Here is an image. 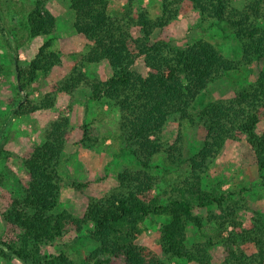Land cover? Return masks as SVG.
Instances as JSON below:
<instances>
[{
	"label": "trees",
	"instance_id": "trees-1",
	"mask_svg": "<svg viewBox=\"0 0 264 264\" xmlns=\"http://www.w3.org/2000/svg\"><path fill=\"white\" fill-rule=\"evenodd\" d=\"M162 11L153 17L149 10L135 11L131 5L116 16L110 14L106 0H69L74 12V29L84 36L89 47L71 73L54 86L52 94L18 105L15 116H24L54 107L56 94L74 96L81 87L90 90L93 101L106 100L120 113L118 139L138 161L140 169L125 166L117 176L118 184L101 199L91 198L83 217L68 210L58 212L62 190L66 185L60 169L62 157L71 140V124L59 117L44 134V142L25 151L22 157L27 178L23 196L14 199L3 214L6 230L0 235V259L21 264H75L60 251L46 254L43 248L75 233L96 244L87 257L93 264H168L186 260L196 264H264V224L259 217L252 227L239 218L241 208L225 191H207L202 178L229 140L246 139L264 171V72L257 81L241 88L233 98L207 105L198 115L205 132L202 148L185 163L183 180L174 186L167 202L155 194L156 177L151 162L165 154L171 164L182 157L179 142L168 146L162 135L172 120L195 124L190 109L210 84L225 74L238 71L255 60L264 59V0H161ZM199 12L203 22L226 23L240 41L242 57L226 58L211 43L199 40L185 49H175L156 32L167 28L186 9ZM57 19L38 0L27 18L30 38L52 35ZM47 40L29 64H23L15 52L14 66L18 90L25 92L40 74L48 75L61 64L58 53ZM143 60L148 72L134 68ZM108 62L114 74L109 79L89 80L86 65ZM0 71L2 64L0 60ZM8 122V121H7ZM98 136L87 124L81 143L91 147ZM73 187H86L72 183ZM216 208L208 223L216 229L224 259L214 263L213 239L188 245V227L198 231L205 219L196 209ZM151 217H166L162 225L160 258L138 244L143 224Z\"/></svg>",
	"mask_w": 264,
	"mask_h": 264
},
{
	"label": "rangeland",
	"instance_id": "rangeland-1",
	"mask_svg": "<svg viewBox=\"0 0 264 264\" xmlns=\"http://www.w3.org/2000/svg\"><path fill=\"white\" fill-rule=\"evenodd\" d=\"M38 0H0V235H4L6 223L3 214L7 212L12 200L23 196L22 185L27 178V170L22 157L26 150L44 142L48 127L59 117H67L71 124V140L62 157L60 174L66 185L57 211L68 210L77 217H83L91 198L101 199L117 184L118 173L125 167L140 169L138 161L125 149L118 139L120 113L106 100L93 101L90 90L81 87L72 97L58 93L55 105L50 110L37 111L24 116H15L19 104L35 102L52 94L54 86L65 79L72 69L80 63L89 50L84 36L74 29V12L69 0H43L46 8L57 19L55 32L50 36L30 38L26 25L27 18ZM110 14L122 13L131 5L135 11L141 8L149 10L153 17L162 11L161 0H106ZM158 39H164L175 49H185L199 40L211 43L226 58L239 60L242 57L240 41L226 23L203 22L198 11L186 8L167 28L157 31ZM52 40V50L60 55L61 64L48 75L40 74L25 92L18 90V81L14 66L15 52L20 55L23 64H29L40 47ZM146 75L148 69L141 59L135 68ZM84 74L89 80L105 81L114 71L108 62L86 65ZM264 72V59L255 60L238 71L225 74L219 81L210 84L193 103L190 113L195 124L180 123L172 119L166 126L162 139L168 146L177 142L181 146L182 157L171 164L165 154L156 156L151 162L150 172L157 179L155 194L167 202L174 186L187 175L186 161L196 154L204 144L205 132L199 123L198 115L209 104L218 100H227L243 87L257 81ZM8 121V122H7ZM87 124L95 130L98 141L94 146L81 143L83 126ZM264 128L259 124L258 132ZM85 184L86 187H73L72 183ZM203 188L207 191H225L232 193L238 206L239 218L246 227H252L253 220L259 217L264 224V171L260 172L254 151L246 139L229 140L202 178ZM210 213L219 214L216 208H200L195 214L205 219L206 225L197 230L189 225L188 245L213 239L211 255L214 263L224 259L222 245L216 237L214 224L208 223ZM166 217H151L143 224L144 232L138 244L149 248L160 258L162 225ZM96 244L87 235L79 238L75 233L43 248L46 254L66 252L75 264H93L87 257L95 250ZM0 264H21L17 260L0 259ZM168 264H196L186 260H171Z\"/></svg>",
	"mask_w": 264,
	"mask_h": 264
}]
</instances>
